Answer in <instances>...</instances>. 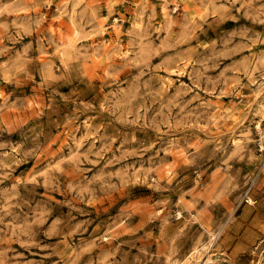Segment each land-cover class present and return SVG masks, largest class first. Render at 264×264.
Masks as SVG:
<instances>
[{
    "label": "rangeland",
    "instance_id": "374dc122",
    "mask_svg": "<svg viewBox=\"0 0 264 264\" xmlns=\"http://www.w3.org/2000/svg\"><path fill=\"white\" fill-rule=\"evenodd\" d=\"M263 116L264 0H0V264H264Z\"/></svg>",
    "mask_w": 264,
    "mask_h": 264
},
{
    "label": "bare ground",
    "instance_id": "6f19581e",
    "mask_svg": "<svg viewBox=\"0 0 264 264\" xmlns=\"http://www.w3.org/2000/svg\"><path fill=\"white\" fill-rule=\"evenodd\" d=\"M177 1V0H176ZM186 2V1H185ZM62 13V12H61ZM65 15V14H64ZM58 16V15H57ZM61 17H63V16H61ZM71 17H72V15H71ZM65 20V19H64ZM116 21V20H115ZM69 23V22H68ZM70 24V23H69ZM74 26V25H73ZM77 30V29H76ZM75 33V32H74ZM73 36V35H72ZM74 37V36H73ZM59 40H60V42H62L61 44H64V40H65V38H64V36L62 35V33L61 34H59ZM70 43V42H69ZM73 43V42H72ZM72 43H70V44H72ZM76 44H74V47H76L75 46ZM58 46V45H57ZM67 46V45H66ZM61 47V46H60ZM102 47H103V44H102ZM65 48V47H64ZM63 48V49H64ZM69 48V47H68ZM57 49V48H56ZM66 49V48H65ZM69 49H71V48H69ZM94 49V48H93ZM96 50V49H95ZM111 50V49H110ZM59 51V50H58ZM57 51V52H58ZM62 52V51H61ZM67 52V51H66ZM109 52V45H107V46H105V47H103L102 49H97V51H95L94 52V54H93V56H91V57H93V58H97L98 59V57H103V55H105V54H107ZM110 53V52H109ZM108 53V54H109ZM63 56V55H62ZM107 56V55H106ZM101 59V58H100ZM92 61V60H91ZM179 72V71H178ZM177 72V73H178ZM171 73V72H170ZM175 73V72H174ZM173 73V74H174ZM175 75V74H174ZM169 79V78H168ZM167 80V79H166ZM165 81V80H164ZM260 109V108H259ZM263 111V110H262ZM264 117V116H263ZM262 118V116L260 117V119ZM260 121V120H259ZM257 125H259V124H257ZM260 126V125H259ZM235 140V139H234ZM236 141V140H235ZM170 170V169H169ZM168 171V170H167ZM169 172V171H168Z\"/></svg>",
    "mask_w": 264,
    "mask_h": 264
}]
</instances>
